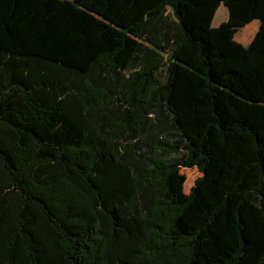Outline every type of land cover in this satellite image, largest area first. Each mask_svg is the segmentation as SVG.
<instances>
[{"label":"trees","instance_id":"1","mask_svg":"<svg viewBox=\"0 0 264 264\" xmlns=\"http://www.w3.org/2000/svg\"><path fill=\"white\" fill-rule=\"evenodd\" d=\"M0 264H264V0H0Z\"/></svg>","mask_w":264,"mask_h":264},{"label":"rangeland","instance_id":"2","mask_svg":"<svg viewBox=\"0 0 264 264\" xmlns=\"http://www.w3.org/2000/svg\"><path fill=\"white\" fill-rule=\"evenodd\" d=\"M227 20H228L227 9L223 5H220V7L215 13L214 19L212 21L211 29L214 31L213 28L221 25L224 21H227ZM248 25H251V29L253 30L255 34L256 31L258 30L259 22L253 21ZM248 25H242V26H248ZM254 34L251 37H253ZM199 175L200 173L197 171L196 168H193V167L192 168H181L178 172H176L173 175V178L176 179L180 183L183 192L187 194L190 192L195 179L199 177Z\"/></svg>","mask_w":264,"mask_h":264},{"label":"crops","instance_id":"3","mask_svg":"<svg viewBox=\"0 0 264 264\" xmlns=\"http://www.w3.org/2000/svg\"><path fill=\"white\" fill-rule=\"evenodd\" d=\"M229 23H230V22H229L228 20H227V21H224L221 25H219V26H217V27H215V28H213V29H214L215 31H217V32H221V33H222L221 27H222L223 25H225V24H229ZM227 36H228L229 38H231V39H233V40H235V41L241 43V44L244 45V46H248L249 43L251 42L252 38H253V37H251V38H249L248 40H245V39H241V38H238V37H236V36H233V35H231V34H227Z\"/></svg>","mask_w":264,"mask_h":264}]
</instances>
